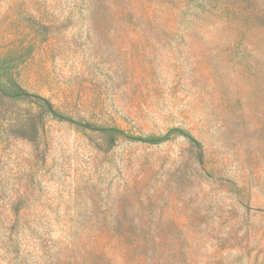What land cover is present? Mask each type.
Segmentation results:
<instances>
[{"label": "rangeland", "instance_id": "1", "mask_svg": "<svg viewBox=\"0 0 264 264\" xmlns=\"http://www.w3.org/2000/svg\"><path fill=\"white\" fill-rule=\"evenodd\" d=\"M0 264H264V0H0Z\"/></svg>", "mask_w": 264, "mask_h": 264}, {"label": "trees", "instance_id": "2", "mask_svg": "<svg viewBox=\"0 0 264 264\" xmlns=\"http://www.w3.org/2000/svg\"><path fill=\"white\" fill-rule=\"evenodd\" d=\"M17 88H19L18 92H22V89H20V87L17 86ZM105 128H106V130L118 132L119 134H122L125 136V133L123 131H121L120 129H117L115 127H105ZM133 138L143 140V141L153 142V143L160 140V137H155V136H150V137L137 136V137H133Z\"/></svg>", "mask_w": 264, "mask_h": 264}]
</instances>
